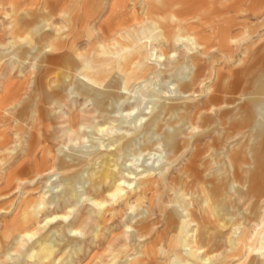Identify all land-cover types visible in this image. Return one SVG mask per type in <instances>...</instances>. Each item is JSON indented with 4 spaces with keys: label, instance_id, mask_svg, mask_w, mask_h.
<instances>
[{
    "label": "rangeland",
    "instance_id": "374dc122",
    "mask_svg": "<svg viewBox=\"0 0 264 264\" xmlns=\"http://www.w3.org/2000/svg\"><path fill=\"white\" fill-rule=\"evenodd\" d=\"M149 3L0 0V264H264V148L249 154L242 96L264 73V0ZM211 190L230 210L210 197L203 213Z\"/></svg>",
    "mask_w": 264,
    "mask_h": 264
},
{
    "label": "bare ground",
    "instance_id": "6f19581e",
    "mask_svg": "<svg viewBox=\"0 0 264 264\" xmlns=\"http://www.w3.org/2000/svg\"><path fill=\"white\" fill-rule=\"evenodd\" d=\"M145 1H148V4H147V6L148 5H152V3H149L151 0H145ZM155 4V3H154ZM153 4V5H154ZM156 4H158L157 6H161L162 5V2L161 1H156ZM144 5V4H143ZM179 6V5H178ZM183 10V9H182ZM169 20H170V23H172V24H175L176 25V27L178 28V29H180V31L183 29V26H182V21L179 19V18H177V16H175V15H172V16H170L169 17ZM168 20V21H169ZM15 22V21H14ZM46 25H47V23H44V22H42V23H39V24H37L36 26H35V30H34V33L33 34H35V33H40L41 31H42V29L44 30V29H46L47 27H46ZM162 25V24H161ZM225 30V29H224ZM33 34H29L25 39H29V38H31L32 37V35ZM59 35V34H58ZM51 40V49H49L48 50V55H50V58H49V60H53V59H55V58H58V56H54V54H55V52H56V50H61L62 49V47H60L59 45H58V41H59V37H55L54 38V40L51 38L50 39ZM225 37H224V35L222 36V43H223V41H224V43H226L225 42ZM167 41H169V38H167ZM68 48V47H67ZM71 48H73V47H71ZM12 49H14V48H12ZM128 50V49H127ZM126 51V50H125ZM130 52V51H129ZM73 53V52H72ZM72 55H74V54H72ZM74 56H76L75 57V59L78 57L77 56V53H75V55ZM76 61H78V59H76ZM46 62V61H45ZM79 62V61H78ZM78 64V66H80L79 67V70H81V67L83 66V64H79V63H77ZM121 64V63H120ZM119 64V65H120ZM37 65V64H36ZM44 67V66H43ZM119 68V67H118ZM37 69H38V71H41L42 70V66H38L37 67ZM195 69V68H194ZM66 70V69H65ZM67 72V71H66ZM69 72V71H68ZM129 73V72H128ZM67 74V73H66ZM125 74V73H124ZM6 75V74H5ZM191 75V74H190ZM2 76H3V74H2ZM8 77V76H7ZM16 77V76H15ZM38 77V76H37ZM87 77H89V76H87ZM113 77V76H112ZM111 77V78H112ZM125 77V76H124ZM5 78H6V76H5ZM17 78V77H16ZM91 78V77H90ZM69 79V78H68ZM257 84H258V87L259 88H257L256 90H255V92H253V93H250V95H249V93H248V95H245V93L244 94H242V96H243V99L246 101V103H248V105H249V107L247 108V110H246V113L248 114V118H246V120H247V122L248 123H250L252 126H253V130H254V133L256 132V134L254 135V136H252L253 137V139H252V147H251V149H250V156H254L255 154L257 155V153H258V151H259V148L261 147V148H264V115L262 114V113H256V111H255V108H257L258 106H259V104L260 103H262V101H261V99H259V98H264V73H262L261 75H260V77L258 76L257 77ZM185 81V79H182V81L181 82H183V83H185L184 82ZM79 82V81H78ZM95 82V80L93 79V78H91V84L92 83H94ZM39 83V80H38V82H37V84ZM82 83V82H81ZM186 84V83H185ZM184 84V85H185ZM80 85V84H79ZM90 87V86H86L85 84L84 85H81L80 86V88H81V90H83V89H88V88ZM97 87V86H96ZM103 88V87H102ZM101 88V89H102ZM87 98V97H86ZM99 98H103V97H101V96H99ZM104 99V98H103ZM4 100L5 99H0V109H3V108H5V102H4ZM261 101V102H260ZM59 102V104L61 105V106H64L63 105V101H61V100H59L58 101ZM257 106V107H256ZM261 112V111H260ZM55 120V119H54ZM53 120V121H54ZM41 122V121H40ZM36 123V122H35ZM14 126V125H13ZM22 135V134H21ZM11 136V135H10ZM2 140H3V137H2ZM164 143H167L168 142V144H169V147H173L174 146V144H173V142H172V140L170 139V138H166V139H164ZM4 143L5 144H7V146H8V144H10V141H9V136L8 135H4ZM21 143L19 142V144L17 145V146H19ZM149 150V149H148ZM14 151V150H13ZM52 152V151H51ZM144 152V151H143ZM14 154V153H13ZM156 156V155H155ZM132 157V156H131ZM76 165V164H75ZM66 167V166H65ZM106 169V171L104 172V173H98L97 174V176L95 175V177L97 178H99V176H103V175H105V177H104V180L103 181H107V180H109V179H115L116 177V173L115 172H113L112 171V169L111 168H109L108 167V162L106 163V166H103V168H102V170H101V172L102 171H104ZM8 174V173H7ZM149 176V175H148ZM95 178V179H96ZM141 178V177H140ZM92 180V181H89V184H91L90 185V188L92 187V188H95V186H96V184H98V182H97V180ZM143 180V183H142V185L143 186H147V185H150V184H152L153 182H154V178L153 177H147L146 176V178H144V179H142ZM32 183V182H31ZM232 189L234 190V189H236L235 188V186H234V183H233V187H232ZM237 190V189H236ZM215 191V190H211V193L207 196H205L204 197V200H203V206L205 207L204 209H203V213L206 215L207 213H208V211L206 210V209H208L209 208V198H210V200H215V206H216V210H217V212L219 213V212H221L222 211V209L223 210H230V208L228 207V201H226V199H222V204L223 205H221V202H220V198H215L214 196H215V193L213 194V192ZM76 194L77 193H75L74 192V190L72 189V188H69V189H67V191L64 193V196L65 197H74V196H76ZM214 195V196H213ZM62 196H59V198H54V200H56V199H60ZM48 202V201H47ZM217 204V205H216ZM257 206V209L259 210V206H258V204L256 205ZM207 207V208H206ZM18 208H19V206H18ZM38 211H41L40 210V208H39V206L38 205H36L33 209H31L30 210V208H28L27 210H25L24 212H19V220H20V222H23V223H21L22 225H21V227H20V231H21V233L22 234H27V233H29L30 231L28 230V226H27V224L28 223H30V222H35V221H38V215H39V213H38ZM201 211V210H200ZM257 211V210H256ZM255 211V212H256ZM69 212H70V210H69ZM66 213L65 215H58V216H55L54 218H50L47 222H48V224L49 223H51V222H56V221H60L61 223H59V225L60 226H62L63 227V229L64 230H66L67 229V225H66V222H70L69 221V217H70V213ZM49 214H50V212H49ZM51 217H53V216H51ZM191 217V216H190ZM185 219H187V217H185ZM190 220H192L193 222H198V220H197V218H195L193 215H192V219L190 218ZM186 230V229H185ZM185 230H183L182 231V234H181V236L179 237V239H178V242H179V244H180V246H185V243H186V239L183 237V234H185ZM72 231V233H74V234H76L77 233V231L78 230H71ZM189 231V230H188ZM187 231V232H188ZM182 238H184V239H182ZM189 239V238H188ZM263 244H264V240H263ZM195 247H197L199 250H202L203 248H204V244H203V240L201 241V239L200 238H196V245H195ZM0 249H2V247L0 248ZM262 249H263V247H262ZM249 251V250H248ZM257 255H258V257H259V259L261 260V261H263L264 262V253L263 252H261V250L259 251V252H257ZM192 257H194L195 258V255H193L192 254ZM263 262H260V263H263Z\"/></svg>",
    "mask_w": 264,
    "mask_h": 264
}]
</instances>
